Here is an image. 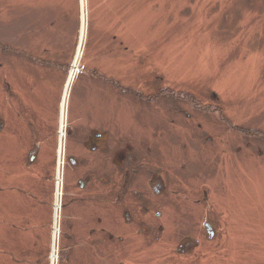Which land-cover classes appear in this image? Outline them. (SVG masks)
<instances>
[{
    "label": "rangeland",
    "instance_id": "374dc122",
    "mask_svg": "<svg viewBox=\"0 0 264 264\" xmlns=\"http://www.w3.org/2000/svg\"><path fill=\"white\" fill-rule=\"evenodd\" d=\"M117 1L90 0L91 24L99 31L87 39L80 0H0V184L25 193L15 194V203L27 218L20 232L13 229L12 197L5 206L0 194V237L2 219L11 227L0 241V264L48 261L51 192L61 156L88 160L90 171L107 178L115 173L109 159L122 160L129 174L137 170L125 175L134 193L144 194L149 183L151 194L157 186L165 194L178 191L163 200L171 207L149 196L148 207L162 213L165 231L154 235L158 242L147 240L137 221L146 218L135 213L144 201L125 195L127 208L113 206L105 201L112 193L94 181L90 193L79 191L85 171L62 163L55 250L67 241L68 216L78 235L103 214L111 233L126 241L99 253L91 247L97 239L82 237L95 256L74 249L73 264H264V0ZM109 29L140 31L134 51L117 59L98 52L94 39ZM163 89L172 93L161 95ZM133 92L157 97L140 102ZM99 130L109 145L112 136V147L106 155H89L84 141ZM121 177L115 173L117 182ZM125 209L134 210L137 222L122 223ZM52 218L55 223V211ZM187 240L196 246L184 247Z\"/></svg>",
    "mask_w": 264,
    "mask_h": 264
},
{
    "label": "flooded vegetation",
    "instance_id": "af4514ba",
    "mask_svg": "<svg viewBox=\"0 0 264 264\" xmlns=\"http://www.w3.org/2000/svg\"><path fill=\"white\" fill-rule=\"evenodd\" d=\"M92 132V138L88 135L86 142L84 141V147L83 150L88 153L89 155H97V154H102V155H106V153L108 152V148H110V146L112 147L113 144V138L111 136V141H110V145H109V138L106 139L105 137H102L104 134L101 133V130H99V132L97 131H91ZM34 141V140H33ZM91 147V148H89ZM33 149H36L37 146L36 145H32ZM34 152L35 150H31L30 151V156L28 157L29 162H32V160L34 159ZM33 154V155H31ZM59 154V152H58ZM58 159V164L57 167H59L60 164V160H61V166L62 163L63 165L65 164V166H68V169L74 170L75 168H81L82 170H84L85 172L82 174V177H79L77 180L78 181V187L77 190L82 191V192H87L90 193L91 189V185L90 183L92 181H94L93 183L96 185V187L100 190L103 188V191H110L112 193V195L106 199L105 201H110L111 205H115L118 206L120 205V207L123 208H127L126 207V198L124 197L126 195L127 196H131L133 197V200H135V198H137V201H144V204H141V207L137 206V210H136V214H140L142 216H144L146 219L143 220H138V224L140 225V230L138 232L139 236H143L145 237V239L149 240L151 237L153 238V240L155 239L157 242L159 241L160 236H154L155 234H163L165 231V227L163 226V224H161L162 222L160 221L162 219V213H160V211L155 210V206L152 205L151 208L148 207V202H149V196L154 197V201H158L160 203V205H164L167 207H171V205H173L170 202L169 199V204L167 202H163L164 199H166L167 196H172L169 193H176L178 191H170L168 192V194L163 193V191H165V188L163 187H159L158 191L151 193H148V191H150L149 187H150V183L148 184V190L146 189V192L144 194H139L137 192L134 193V190H130L128 187L129 182H127L126 179V173H128L127 169L128 166L125 167V169L123 168V161L121 160V163H114V159H109V164H111L112 170L116 172H120L121 174V178L119 179V181L117 182V179L115 178V173L114 172H110L109 173V178H107V174H104L103 176V171L97 175L95 174V170L94 171H90V164L88 163V160H81L80 162H77V160L75 159L74 163L73 160H71L70 156H65L64 160ZM66 158V160H65ZM124 159V157L122 158ZM80 164V166H79ZM105 164V163H104ZM107 166V164H105ZM143 168V167H141ZM105 169V168H104ZM124 171V172H122ZM129 171H131V174L134 176L136 172L133 171L132 169H129ZM134 172V174H132ZM81 176V175H80ZM147 177H149V175H147ZM148 179V178H147ZM57 182V179H56ZM64 187H63V198H65L64 196L67 195L66 189H67V183L64 181ZM128 187V188H127ZM153 187V185H152ZM151 187V188H152ZM155 189V187H154ZM138 196H137V195ZM182 195V194H181ZM177 196V195H176ZM174 196V197H176ZM124 197V198H123ZM97 200L96 201H101L104 202L103 199H101L100 197H96ZM51 208H52V213L55 211V223L54 226H52L51 228V234H52V251H50L49 256H48V264H54L55 262L60 263V264H73L72 263V254L75 253L74 249H76L77 253L81 255H87L89 257H92V255H94V251H91L90 249H84V245L83 243H81V238H94L97 239L99 241V245H93L91 246L94 250L97 249L99 251V253H103V250L106 246L111 247V245L115 246V245H121L123 243H126V241L122 238V237H117L115 236V234L111 233V230L107 227V223L105 221V217H103V214H100L99 217H96L95 219L91 220L90 222L87 223L86 225V230L84 233H78V235L76 234V227L72 222H68L70 219L68 216L67 218V224H66V243L60 248L56 249V239L59 236V231H58V226H57V215L56 213L58 212L57 208V196H56V191L55 193H53V191L51 192ZM60 199V194H59V198ZM115 202V203H114ZM175 205V204H174ZM112 206V207H113ZM144 207V208H143ZM175 207V206H174ZM107 211V210H106ZM106 211H104V215H106ZM134 217V210H130L128 211L127 209H125L122 213H121V218H122V223L125 226H129L132 225L136 220L133 219ZM151 218V219H150ZM151 220H153L151 222ZM71 221V220H70ZM136 221V222H137ZM72 226V227H71ZM203 228L206 232V234L209 235V239H211L213 237V232L211 230L212 226L208 223V222H204L203 223ZM152 227V228H151ZM89 228V229H88ZM62 229V228H61ZM69 229V230H68ZM71 230H73V233L71 234ZM72 235L74 237H72ZM60 236H61V231H60ZM99 236V237H98ZM101 243V244H100ZM186 248H193L196 246V244L190 241H186L185 243ZM121 247V246H120ZM123 248V247H122ZM111 249V248H110ZM112 251V250H111ZM113 253V252H112ZM95 256V255H94ZM119 264H123L122 262Z\"/></svg>",
    "mask_w": 264,
    "mask_h": 264
},
{
    "label": "crops",
    "instance_id": "0c3cea01",
    "mask_svg": "<svg viewBox=\"0 0 264 264\" xmlns=\"http://www.w3.org/2000/svg\"><path fill=\"white\" fill-rule=\"evenodd\" d=\"M80 3H81V6L79 8H80L82 28L84 30V25H85V22H86V36H87V39L89 38V33L91 32V30H92V37H95V35L98 33L99 30L98 29H94L92 24H91L92 20H90V16H92V10L90 9V0H80ZM117 3H120V2L115 0V4H117ZM115 7H116V5H115ZM114 8H113V10H114ZM93 12L96 13L97 9H94ZM140 12L142 14L143 11H140ZM83 13H84V16H83ZM129 14L132 17L131 20H130L131 22H134V21L136 22L139 19L133 11H129L128 13H126V15H129ZM114 29H109L107 32L104 33V35H102L101 37L98 36V37H96L94 39L95 40L94 45L96 46L97 51L98 52H115V51L121 50V49H123L124 51H134L131 48L132 47L131 43H135V37H136L135 35L138 34L140 31H137L136 33L130 31L129 33H125L124 35H120V34L116 33ZM128 35H131V37L126 39L127 41H125L124 39H121L122 36L127 38ZM87 39H86V41H87ZM140 44L142 45L143 41H141ZM0 129H1V126H0ZM1 133H2V131L0 130V134ZM32 145H36L34 141H33ZM27 160H29V159H27ZM29 163H31V162L25 163V161H24V165H28V167L30 166ZM57 170H58V167H57ZM57 170H56V174H57ZM55 191L53 190V193H55ZM0 194L3 195V200H2L3 204L5 202H8L9 197H12L14 210H13V214H11V216L8 218V220L9 221L13 220V224H12L13 229H16L17 231L20 232V225L23 224V222L27 218L26 217H22L21 211H20V205L17 204V202L15 203V200H16L15 194L24 195L25 193H22L20 191H14V189H7V187H5L2 184H0ZM30 196L32 197L31 200H36V198H38L37 194H35L33 196L30 195ZM4 205L6 206V204H4ZM27 208H29L30 210L32 209L33 211L36 210V207L34 205H31V204H29V206ZM2 209L5 210L4 207H2ZM52 216H53V213L50 216V224H49V232H48V235H49L48 236L49 245H48V249H47V254L48 255H49L50 251H52V246H53L52 234H51L52 220H53ZM1 222H2V227H4V229H3V232H2V236L0 237V241H3V240L6 239L7 227L8 228H11V227L9 225H5V221L3 219H2ZM47 254H46V258L45 259H47V257H48ZM93 256L94 255H92L91 258H93ZM43 264H48V261L44 260Z\"/></svg>",
    "mask_w": 264,
    "mask_h": 264
},
{
    "label": "trees",
    "instance_id": "16d2710c",
    "mask_svg": "<svg viewBox=\"0 0 264 264\" xmlns=\"http://www.w3.org/2000/svg\"><path fill=\"white\" fill-rule=\"evenodd\" d=\"M6 48H8L9 50H10V48L9 47H6ZM3 49L4 48H2V47H0V52L2 51V52H4L3 51ZM11 52H12V48H11ZM126 51H124L123 49H121V50H117V51H115V52H110V53H112V57L113 58H115V59H117L118 57H119V55L120 54H122V53H125ZM54 66H55V64H54ZM68 67V66H67ZM92 72L91 73H93V74H95L97 77H99L101 80H106V77L103 75V74H98L97 73V71L96 70H91ZM109 81H111V84H113V85H115V86H117L118 85V83H116V82H114V80H106L105 82H108L109 83ZM124 90H126L127 91V89H125L124 88ZM168 93H172V92H169V91H167V90H165V89H163L162 90V92H160V94L162 95V94H168ZM133 95L135 96V98H137V100H139L140 102H145V101H147V99H150V97L152 98H156L157 96H142L141 94H138V93H134L133 92ZM173 96V95H172ZM176 96H178L177 98H174V99H176V100H178L179 98H181L182 97V95L180 94V93H176ZM169 97H171V96H169ZM187 97V96H186ZM150 102V101H149ZM233 130H237V131H240L243 135H249V134H253V133H251V132H247V133H245V132H242L243 130H240V129H238L237 127H233L232 128ZM263 139H264V137H262Z\"/></svg>",
    "mask_w": 264,
    "mask_h": 264
},
{
    "label": "bare ground",
    "instance_id": "6f19581e",
    "mask_svg": "<svg viewBox=\"0 0 264 264\" xmlns=\"http://www.w3.org/2000/svg\"><path fill=\"white\" fill-rule=\"evenodd\" d=\"M83 8V7H82ZM83 16H84V13H83ZM81 37H82V34H81ZM131 37V35H128L127 38ZM77 57V55H76ZM76 66V63H75V60H74V63L72 64V70L70 71L69 73V77H68V82L71 81L72 77H73V72H74V68ZM61 119H64V110H63V113L61 112ZM63 126V125H62ZM62 129L60 131V142L62 144ZM61 147V145H60ZM61 159V158H60ZM60 172H61V160H60V164H59V167H58V170H57V174H56V179H57V182H56V196H57V208H59V202H58V198H59V192H60V185H61V175H60Z\"/></svg>",
    "mask_w": 264,
    "mask_h": 264
}]
</instances>
